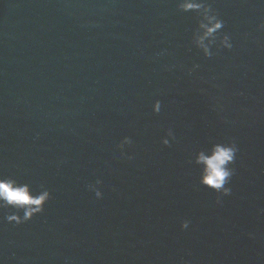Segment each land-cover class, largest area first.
<instances>
[{"label": "water", "instance_id": "water-1", "mask_svg": "<svg viewBox=\"0 0 264 264\" xmlns=\"http://www.w3.org/2000/svg\"><path fill=\"white\" fill-rule=\"evenodd\" d=\"M0 179V264H264V0H0Z\"/></svg>", "mask_w": 264, "mask_h": 264}, {"label": "clouds", "instance_id": "clouds-1", "mask_svg": "<svg viewBox=\"0 0 264 264\" xmlns=\"http://www.w3.org/2000/svg\"><path fill=\"white\" fill-rule=\"evenodd\" d=\"M183 7L187 10L198 8L200 5L186 3ZM207 19L209 23L201 25L205 29L204 35L199 38L201 45H203L206 37L212 36L215 31L223 26L222 22L214 21L213 17H207ZM226 40L227 38L225 37ZM234 158L235 149L233 147L219 144L214 146L211 156L201 154L198 162L205 165L202 182L217 190L221 189L231 175L227 164L232 162ZM47 199L48 193L34 197L27 186H19L14 180L0 179V201H3L7 205L25 208L26 218H31L34 213L41 211L42 205ZM10 219H17V217H10Z\"/></svg>", "mask_w": 264, "mask_h": 264}]
</instances>
